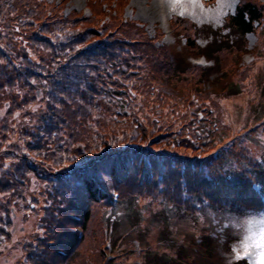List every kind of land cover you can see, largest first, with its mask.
<instances>
[{
    "label": "trees",
    "instance_id": "trees-1",
    "mask_svg": "<svg viewBox=\"0 0 264 264\" xmlns=\"http://www.w3.org/2000/svg\"><path fill=\"white\" fill-rule=\"evenodd\" d=\"M112 3L103 7L116 15ZM61 8L46 0H0V245L17 249L12 264H73L92 226L105 242L108 226L112 242L123 221L111 217L118 206L129 222L121 239L133 235L139 242L148 236L140 226L148 208L163 241L175 234L171 210L194 215L205 206L221 213L263 205L253 185L264 180V147L256 143L264 119L244 132L235 129L215 106L220 97L199 90L206 70L176 55L169 61L164 50L156 61L157 48L136 23L110 16L84 28L86 19ZM263 8L243 2L228 33L255 32ZM219 43L230 49L226 35ZM222 49H213L215 58ZM246 53L245 47L238 52ZM179 78L194 79L196 87L173 85ZM240 79L242 90L233 94L256 100L248 67ZM94 217L96 226L87 230ZM14 218L28 233L13 238ZM114 247L113 257L128 255ZM102 251L81 263L106 264Z\"/></svg>",
    "mask_w": 264,
    "mask_h": 264
},
{
    "label": "rangeland",
    "instance_id": "rangeland-1",
    "mask_svg": "<svg viewBox=\"0 0 264 264\" xmlns=\"http://www.w3.org/2000/svg\"><path fill=\"white\" fill-rule=\"evenodd\" d=\"M53 2L54 4L60 2L62 4V10L66 14L71 11L81 19H86L85 23H82L84 28H97L99 24L108 22L110 16L120 18L128 22L136 23L141 30L146 34L148 40H150L154 47L157 48L156 61L161 60L160 52L164 50L169 53L170 56L167 60L171 61V55H176L178 60L182 58V61H188L195 64H199L202 68L205 67L206 73H204L200 79L202 82L199 90L206 93L212 91L214 96L220 97L216 100L215 106L220 110H223L225 117H227L230 124L235 129H243L242 132L248 128L257 125L263 121L264 115V14L261 21L255 28V32L245 34L239 38L237 36L230 35L227 32V25L229 24V18L232 17L238 6L248 0H240V3L234 6L232 13L228 16L227 22L223 26L216 29L210 26L200 27L195 31L194 27L186 23V19L181 18L182 21L179 25H175L173 19H168L166 14V8L162 6L159 0H46ZM116 2L110 6L116 11V15L108 13V8L103 7V4L109 6V2ZM259 6L264 7V0H249ZM102 4V6H101ZM264 9V8H263ZM111 12V11H110ZM180 18V17H179ZM78 24V22H77ZM183 24L188 25V31H184ZM190 27V28H189ZM228 33V34H227ZM221 35H226V39L229 40L230 49L223 48L222 43H219ZM190 38L196 46H199V51L196 49H190L186 46L185 38ZM216 44L219 47H215ZM186 46V47H185ZM248 51L245 55H240L238 52L240 49ZM214 48L222 49L218 58H215L212 53ZM208 54V55H206ZM198 55H203L200 57ZM217 60V65H212L211 59ZM210 59V60H208ZM160 62V61H159ZM248 67L254 74L256 80L255 97L256 100H252V97L246 92L233 94L235 90H242L237 85L243 84L241 81V72ZM201 75L199 71L195 76ZM209 76L212 79H209ZM208 77V79H207ZM186 82L185 78H179V82L172 83L175 86H186L193 89L196 87L195 80L188 78ZM229 83L233 85L232 89H229ZM263 87V88H262ZM232 92V93H230ZM219 101V102H218ZM258 107V113L252 111L254 107ZM254 116V118H253ZM262 117V118H261ZM241 132V133H242ZM256 143L261 144L264 147V137L258 136ZM263 143V144H262ZM264 179V175H261ZM264 190V185H262ZM254 190L258 188V185L253 186ZM124 208V207H123ZM119 211L122 207L118 208ZM147 210V209H146ZM151 211V208L148 209ZM242 210L236 206L232 207L228 211H223L220 216L224 218L221 221L223 223L226 220L227 214L230 212H237ZM208 207H202L201 210L194 215H189L184 212L176 211L168 217L171 229L175 231L173 238L163 237V241L157 239V223L149 213L143 214V220L140 223L142 229L148 232V236L143 239L140 236L141 241H137L132 235L126 240L121 239V235L126 230L125 226L129 225V222L124 220L123 215L119 214L120 223L118 221L117 226L112 235V242L119 247L116 251L125 252L128 255H120L117 258L112 256L111 245L100 238L94 229L93 236L88 237L85 232L84 242L78 248L77 253L73 254L71 262L73 264H82L81 261H86L93 253L99 254L100 249L103 248L102 255L106 257V264H164L158 260V256L164 254L168 258H173L171 264H225V260L221 256V252H227L229 250V242L231 237L224 241V232L221 227V223L217 222L209 216ZM166 216V215H164ZM15 224V235L18 238L19 235H23L28 229H19V221L17 218L13 220ZM91 224L96 226L95 217L88 223L87 230L91 229ZM120 224V226H119ZM119 227V228H118ZM19 230V232H18ZM133 230V229H131ZM28 233V232H27ZM103 237L105 234H102ZM128 237V236H127ZM118 238V239H117ZM113 239H117L114 241ZM200 239L202 243H200ZM189 240H193V244L189 243ZM101 243H105V247ZM12 244L0 245V264H8L13 262L18 255L17 249L11 247ZM181 245L187 246L191 251L187 253V249L179 247ZM139 246V247H138ZM124 247V249L122 248ZM143 251H154L150 253L146 258L143 257ZM108 259L109 262H108ZM240 264H242L240 262ZM251 264V261H248Z\"/></svg>",
    "mask_w": 264,
    "mask_h": 264
},
{
    "label": "clouds",
    "instance_id": "clouds-1",
    "mask_svg": "<svg viewBox=\"0 0 264 264\" xmlns=\"http://www.w3.org/2000/svg\"><path fill=\"white\" fill-rule=\"evenodd\" d=\"M160 4L166 8L168 19L177 17L184 18L197 28L205 25L213 29L223 26L227 22L228 16L232 13L234 6L240 0H159ZM209 216L217 222L224 220L220 214L209 212ZM264 219V208L242 209L237 212L227 214L226 220L221 223L224 232V241L229 242V250L221 252L225 264H240L237 260L236 252L241 254L245 264H264V224L259 221ZM253 225V230L249 232V224ZM247 240V252L244 251V243ZM233 248L236 252H233Z\"/></svg>",
    "mask_w": 264,
    "mask_h": 264
},
{
    "label": "snow or ice",
    "instance_id": "snow-or-ice-1",
    "mask_svg": "<svg viewBox=\"0 0 264 264\" xmlns=\"http://www.w3.org/2000/svg\"><path fill=\"white\" fill-rule=\"evenodd\" d=\"M32 110L35 111L36 109L33 108ZM259 223H260V224H264V219H262L261 221H259ZM252 230H253V225L250 223V224H249V232L251 233ZM262 231H264V230H262ZM247 248H248V245H247V240H246L245 243H244V251H245V252H247ZM232 250H233V252H236V249H235V248H233ZM235 258H236L237 260L242 261L241 254H240L239 252H236V257H235Z\"/></svg>",
    "mask_w": 264,
    "mask_h": 264
}]
</instances>
